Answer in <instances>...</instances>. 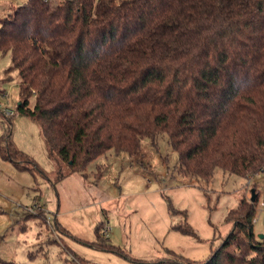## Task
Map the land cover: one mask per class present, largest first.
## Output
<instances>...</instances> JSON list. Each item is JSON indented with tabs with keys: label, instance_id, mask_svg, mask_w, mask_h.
I'll list each match as a JSON object with an SVG mask.
<instances>
[{
	"label": "trees",
	"instance_id": "16d2710c",
	"mask_svg": "<svg viewBox=\"0 0 264 264\" xmlns=\"http://www.w3.org/2000/svg\"><path fill=\"white\" fill-rule=\"evenodd\" d=\"M11 8L0 19V54L12 60L3 81L18 74L17 111L41 127L56 175L85 174L110 152L133 158L144 139L155 144L163 134L183 177L210 184L217 170L264 173V0H27ZM6 120L2 159L54 185L16 147ZM255 194L228 212L227 237L203 260L170 250L134 260L104 224L84 244L141 264H264ZM167 206L184 216L173 229L202 241L187 211Z\"/></svg>",
	"mask_w": 264,
	"mask_h": 264
},
{
	"label": "rangeland",
	"instance_id": "374dc122",
	"mask_svg": "<svg viewBox=\"0 0 264 264\" xmlns=\"http://www.w3.org/2000/svg\"><path fill=\"white\" fill-rule=\"evenodd\" d=\"M26 2L0 0V19L14 5ZM11 63L9 56L0 54V137L10 118L16 147L53 174L55 184L41 175L20 171L0 156V264H141L170 256L166 250L193 261L203 260L211 254V247L220 246L227 237L232 227L226 221L228 212L242 198L252 200L256 191L255 233L264 234V173L243 178L217 170L210 184L183 177L178 154L166 134L159 135L155 144L144 139L133 158L110 152L91 162L85 174L56 175L57 165L41 127L17 111L18 74L13 72L14 80L3 81ZM6 109L15 114L7 115ZM169 200L178 210L187 211V220L202 241L173 229L174 224L185 222L182 214H170ZM55 222L74 238L57 232ZM100 224L112 244L140 261L84 244L95 241Z\"/></svg>",
	"mask_w": 264,
	"mask_h": 264
},
{
	"label": "built area",
	"instance_id": "2783aa9c",
	"mask_svg": "<svg viewBox=\"0 0 264 264\" xmlns=\"http://www.w3.org/2000/svg\"><path fill=\"white\" fill-rule=\"evenodd\" d=\"M5 112L7 115H14V111L12 109H6ZM264 206V204H262Z\"/></svg>",
	"mask_w": 264,
	"mask_h": 264
},
{
	"label": "water",
	"instance_id": "95a60500",
	"mask_svg": "<svg viewBox=\"0 0 264 264\" xmlns=\"http://www.w3.org/2000/svg\"><path fill=\"white\" fill-rule=\"evenodd\" d=\"M255 198H256V194H255V192L253 193V198H252V202H254V200H255ZM260 235V237L261 238H264V235H262V234H259Z\"/></svg>",
	"mask_w": 264,
	"mask_h": 264
},
{
	"label": "crops",
	"instance_id": "0c3cea01",
	"mask_svg": "<svg viewBox=\"0 0 264 264\" xmlns=\"http://www.w3.org/2000/svg\"><path fill=\"white\" fill-rule=\"evenodd\" d=\"M12 6V4L10 5V7Z\"/></svg>",
	"mask_w": 264,
	"mask_h": 264
}]
</instances>
